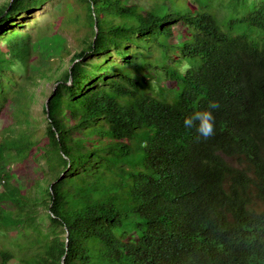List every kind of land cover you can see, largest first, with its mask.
<instances>
[{
  "label": "trees",
  "instance_id": "trees-1",
  "mask_svg": "<svg viewBox=\"0 0 264 264\" xmlns=\"http://www.w3.org/2000/svg\"><path fill=\"white\" fill-rule=\"evenodd\" d=\"M54 1H0V166L40 171L22 190L0 170V230L31 231L19 263L264 264V0H77L73 53L32 71L31 33L5 26ZM38 80L54 88L35 139ZM210 101L215 134L197 139L184 117Z\"/></svg>",
  "mask_w": 264,
  "mask_h": 264
},
{
  "label": "rangeland",
  "instance_id": "rangeland-1",
  "mask_svg": "<svg viewBox=\"0 0 264 264\" xmlns=\"http://www.w3.org/2000/svg\"><path fill=\"white\" fill-rule=\"evenodd\" d=\"M4 1V0H0ZM129 2H136L140 5H148L149 0H128ZM66 5H71L75 8L79 7L77 0H57L50 2L42 6L40 9L29 13L18 16L15 19L10 21V24L5 26L8 30H15L22 33H31L32 35V45H33V55L30 58V69L32 71H40L41 69H48L51 67V64L54 60L57 59L59 54L62 52L63 46L68 50H71L73 53L76 43L74 37L82 35L85 32V29L82 28V25L79 24H70L66 22L67 16L65 13ZM44 27L43 36L38 38V29ZM83 36V35H82ZM68 57L65 59V64L63 69H67L70 61ZM94 62L101 61L102 58L93 57ZM9 73V72H8ZM16 81H20L19 76H15ZM173 84L170 80H161L158 84L154 85V92H158V88H169ZM156 86V87H155ZM54 88L53 82H43L38 80L37 85H32L30 90L35 94L34 102L29 106V112L31 114V125L28 128L29 133L35 139L41 137L42 132L46 127L45 114L43 113V104L47 100L48 96ZM12 104L7 106L5 112L11 113ZM10 115V114H9ZM6 116L0 115V129L3 124L10 123V116L6 119ZM42 163V161H40ZM31 167H25V169L19 168L18 164H11L10 166H0V170L12 174V179L9 183H14V180L17 181V185L22 190L30 189L32 186V180L40 173L39 168H36L38 165L36 162L30 161ZM3 178L0 176V179ZM2 182V181H0ZM32 191V190H30ZM32 194V193H31ZM10 212L13 220L19 219V212L14 205L9 204ZM37 212V217H39L38 224L41 229L44 231L50 225L51 222L47 216V209L41 207L40 205L35 208ZM1 227H5V224H2ZM1 229V228H0ZM4 229V228H2ZM20 228L6 229L5 233L0 230V251L5 249L9 251L12 255V260L9 264H20L19 261L30 254V251L26 249L32 244L30 234L31 231L24 229L23 237H21ZM65 235L62 234L61 238H64ZM1 263V257H0Z\"/></svg>",
  "mask_w": 264,
  "mask_h": 264
},
{
  "label": "clouds",
  "instance_id": "clouds-1",
  "mask_svg": "<svg viewBox=\"0 0 264 264\" xmlns=\"http://www.w3.org/2000/svg\"><path fill=\"white\" fill-rule=\"evenodd\" d=\"M192 68L188 60H184L181 64L180 71L186 73ZM219 108V104L210 101L205 109H197L184 117L183 125L187 129L195 128L199 134L197 139H209L215 134V117L214 110Z\"/></svg>",
  "mask_w": 264,
  "mask_h": 264
}]
</instances>
